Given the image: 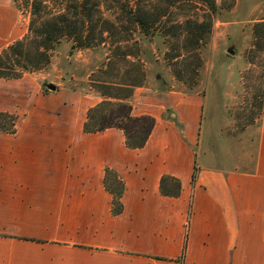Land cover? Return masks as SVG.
Masks as SVG:
<instances>
[{
    "label": "crops",
    "instance_id": "obj_1",
    "mask_svg": "<svg viewBox=\"0 0 264 264\" xmlns=\"http://www.w3.org/2000/svg\"><path fill=\"white\" fill-rule=\"evenodd\" d=\"M25 77L11 80L16 110L2 111L20 123L0 140V264H264V102L257 131L220 136L201 156L204 99L137 88L132 115L155 124L130 149L122 130L84 132L95 105L78 123L46 122L53 95ZM107 171L123 184L119 214ZM166 177L177 196L162 192Z\"/></svg>",
    "mask_w": 264,
    "mask_h": 264
},
{
    "label": "rangeland",
    "instance_id": "obj_2",
    "mask_svg": "<svg viewBox=\"0 0 264 264\" xmlns=\"http://www.w3.org/2000/svg\"><path fill=\"white\" fill-rule=\"evenodd\" d=\"M61 1L52 0L49 10H62L57 3ZM127 1L91 0L88 8L91 6L95 16L113 19L120 15L121 5ZM139 1L152 17L174 2L154 35L145 37L133 28L112 30L111 38L88 49H73L72 42L65 38L50 51L48 65L25 75L33 90L36 87L44 95H53L49 102L43 103L45 107L51 106L46 109V122L57 127L64 121L78 123L87 105L97 106L109 100L101 92L113 89L112 93L126 95L125 91L114 87L104 89L103 85L144 79L142 87L199 95L204 99L203 136L198 150L201 156L211 144L217 150L218 138L248 129L250 134L257 131L264 102V52L259 50L264 42V27L256 34L255 26L264 24V0H214L215 13L210 12L208 0ZM31 2L0 0V49L29 33ZM130 3L135 5L136 0ZM63 9H69L71 14L81 12L75 0H64ZM96 35L98 38L99 29ZM121 38L126 41L117 43ZM49 85L56 89L49 90ZM20 87V82L0 80V112L16 110V98L10 97ZM80 98L89 104L81 106ZM132 100L133 97L123 102L107 101L100 108L102 112L94 117L123 116L127 107L132 106ZM57 106L62 111L55 110ZM109 122L105 120L107 126L115 121ZM8 138L16 140V134L0 133V140ZM237 148L233 145L234 151ZM245 149L244 155L252 158L253 150Z\"/></svg>",
    "mask_w": 264,
    "mask_h": 264
},
{
    "label": "trees",
    "instance_id": "obj_3",
    "mask_svg": "<svg viewBox=\"0 0 264 264\" xmlns=\"http://www.w3.org/2000/svg\"><path fill=\"white\" fill-rule=\"evenodd\" d=\"M52 0H32L31 2V22L29 26V33L21 40L14 42L6 48L0 50V79L11 81L19 80L26 74L33 73L41 70L48 65L51 61L50 51L60 43L62 39H69L72 42L73 49H88L94 46L102 45L106 38H111L112 30L129 31L130 29H137L143 36L148 37L154 35L162 27V18L165 17L172 7L174 2L167 4V9L152 17L147 12L145 4L136 0V4L127 3L121 5L122 10L120 15L116 18L109 19L104 17L95 16L93 11L88 8L91 0H75L77 9L81 12L71 14L69 9H63L64 0L57 2L62 7V10L52 12L50 3ZM180 1V0H178ZM209 9L211 13L216 12L214 0H208ZM56 3V4H57ZM91 4V3H90ZM264 24H257L255 26V33L260 31ZM99 29V37L97 38L96 31ZM107 33L105 37L104 34ZM162 36V34H161ZM126 41L121 38L117 43ZM264 52V42L262 48L259 49ZM142 75V72L139 71ZM143 76V75H142ZM144 79L130 80L126 84H118L115 86L103 85L104 89H111L114 87L119 91H125L126 95L122 96L120 93L101 92L102 96L107 101L123 102L134 96L136 88L143 86ZM103 102L94 108L90 109L87 114V120L84 123L85 133H98L107 129L122 130L126 136V145L130 149H140L146 144L148 137L154 127L155 120L151 117H134L132 115V106L127 107L123 116L109 118L103 115L94 117L95 113H101L100 109ZM109 119L113 125L107 126L105 120ZM124 120V121H123ZM125 120L127 122H125ZM18 118L14 114L8 112H0V133L4 135H15L17 130ZM109 122V123H110ZM121 122V123H119ZM196 178V170L193 174V181ZM106 187L113 196V213L119 214L122 210L120 199L123 192V184L117 176L110 171L106 173ZM165 184L168 186L170 194L177 196L179 193L180 185L178 181L171 178L162 179V192Z\"/></svg>",
    "mask_w": 264,
    "mask_h": 264
},
{
    "label": "water",
    "instance_id": "obj_4",
    "mask_svg": "<svg viewBox=\"0 0 264 264\" xmlns=\"http://www.w3.org/2000/svg\"><path fill=\"white\" fill-rule=\"evenodd\" d=\"M230 54H233V52L230 50ZM48 89L51 91H54L56 89V87L54 85H49Z\"/></svg>",
    "mask_w": 264,
    "mask_h": 264
}]
</instances>
